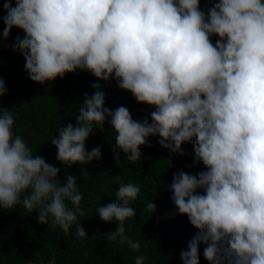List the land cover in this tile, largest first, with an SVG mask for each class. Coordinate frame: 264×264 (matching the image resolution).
<instances>
[{
	"label": "clouds",
	"instance_id": "clouds-1",
	"mask_svg": "<svg viewBox=\"0 0 264 264\" xmlns=\"http://www.w3.org/2000/svg\"><path fill=\"white\" fill-rule=\"evenodd\" d=\"M200 3L15 0L13 6L6 0L3 37L14 27L24 31L13 48L34 82L86 70L98 80L115 79L138 102L155 107L150 120L137 121L125 106L105 107L106 93L94 83L76 124L59 128L51 140L57 161L71 167L99 160L101 149L87 151L86 140L108 118L118 162L119 152L127 162L140 161L150 136L181 155L182 145L191 143L195 162L207 170L174 173L169 186L177 212L198 229L180 254L182 264H200L201 243L210 264H264V0H212L207 9ZM6 93L0 79V96ZM14 129L13 112H0V208L22 205L38 212L40 224L69 233L85 215L77 177L61 182L60 169L33 155ZM140 191L121 184L116 201L97 208L104 222L118 224L107 238L133 251L141 244L127 235L125 222L136 216L130 204ZM146 207L154 213L157 205ZM76 236L88 237L81 223ZM146 259L137 256L135 264Z\"/></svg>",
	"mask_w": 264,
	"mask_h": 264
},
{
	"label": "trees",
	"instance_id": "trees-1",
	"mask_svg": "<svg viewBox=\"0 0 264 264\" xmlns=\"http://www.w3.org/2000/svg\"><path fill=\"white\" fill-rule=\"evenodd\" d=\"M5 2L0 0V79L5 81L7 93L0 96V112H13L15 133L24 137L33 155L60 169L57 178L61 182L68 175L77 177L85 215L78 217L69 233H64L51 224H40L38 212L27 213L22 205L12 210L0 208V264H135L137 256H146L145 264H182L180 254L188 250L198 229L186 214L177 212L169 186L174 173L198 174L207 170L202 162H195L193 144H183L185 154L181 155L162 147L159 136H150L148 144L140 147V161L127 162L124 153L119 152L118 162L113 152L116 133L108 118L103 128L96 127L86 140L87 151L101 149L99 160L71 167L57 161L58 149L51 140L59 128L76 124L84 94L91 96L96 91L94 83H99L100 90L106 93L105 107L115 110L125 106L137 121L150 120L155 107L138 102L130 91L120 89L115 79L98 80L86 70L77 69L44 84L32 81L25 70L24 56L13 48L17 37L25 36L24 31L14 27L7 39L3 37ZM211 6L212 0H201V9ZM217 39L218 36L212 38L214 44ZM127 183L141 189L130 204L136 216L125 222L127 235L141 244L139 251L109 240L107 235L118 224L104 222L97 212L99 206L115 202L120 185ZM150 201L157 205L154 213L147 210ZM80 223L88 234L86 239L76 236ZM205 247L204 243L199 246L200 264H210L204 256Z\"/></svg>",
	"mask_w": 264,
	"mask_h": 264
}]
</instances>
